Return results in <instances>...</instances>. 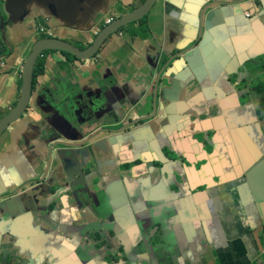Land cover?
Listing matches in <instances>:
<instances>
[{
  "label": "crops",
  "instance_id": "crops-1",
  "mask_svg": "<svg viewBox=\"0 0 264 264\" xmlns=\"http://www.w3.org/2000/svg\"><path fill=\"white\" fill-rule=\"evenodd\" d=\"M104 1L56 0V6L46 9L35 0L28 1L22 10H17L19 1L0 0V16L3 18V21L0 18V118L11 110L19 98L23 63L39 35L49 33L84 47L93 41L95 31L100 28L105 18L113 16V12L117 13L114 10H120L119 6L124 8L120 13H127L139 8L146 0H107L108 3ZM208 1L158 0L147 15V38L133 37L130 33L119 30L105 41L97 54L88 59L68 60L60 50L44 52L41 57L43 71L37 76V86L27 109L0 135V248L6 247L13 252L8 255L7 251H1L0 263L106 264L102 259L99 263L95 262L92 246L85 244L77 232L56 235L55 217L45 209L57 188L54 184L61 180L65 182L62 178V162L74 161L72 170L74 172L78 169L80 177L77 176L74 180L75 183L79 182L84 177L81 163L92 159L88 150L92 145L85 149L81 146L58 148L51 157L56 163H60L62 169L50 170V166L46 168L45 160L43 169L35 176V168H31L34 166L32 152H23L22 146L17 142L31 139L34 134L42 145L41 149L55 141L79 144L81 127L75 126L74 123L82 112L60 108V101L68 95L71 99L80 93L84 95L85 91H92V97L101 88L111 91L110 103L115 110H107L106 103L102 111L108 113L115 123L120 122L121 118H126L128 114L133 117L134 110L137 115L150 113L153 109L148 97L152 100V84L157 77L161 54L171 58L193 43L199 33L201 16ZM252 1L255 0L233 5L231 9H221V15H218V8L208 9L205 16L212 12V24L210 28L204 29L207 43L202 46L206 65L198 55L193 56L190 63L176 59L162 75L158 88L163 90V94L159 98L156 119H152L161 133L158 140L155 137L150 140L143 137L141 131L133 127L114 135L111 140L104 141L101 148L92 146L94 154L98 153L97 157L104 161L107 159L106 155L109 157L113 152L115 158L109 160H115L116 164L126 162V156L130 155L140 154L143 157L145 154H155L162 157L161 145L166 144V137L170 132L168 127L174 128L177 125L181 130H190L192 122L197 126L202 124L203 117L200 112H196H202V106H206L208 114L217 110L220 101H225L227 107V100L233 99L234 94L227 93L230 96L226 99L218 97L217 88L222 91L220 87L224 84L219 69L225 66L233 67V60L238 56V52L241 55L242 46L235 45L236 42L244 45L250 43V47L256 48L259 46V39L264 41V3L254 6ZM247 14L258 18L249 21ZM221 19L225 21L226 29L225 32L219 33ZM29 24L31 28L25 29ZM254 52L255 50L252 51ZM255 56L244 59L242 63L238 61L229 75H233L235 70L241 69ZM168 72L180 77L181 84L174 96L170 94L174 100L168 97L167 90L174 77ZM206 92L214 100L212 107L207 106ZM144 98L146 99L143 100ZM133 101L138 102L135 104ZM168 104L170 107L167 111ZM195 112L197 115L193 116ZM108 116L104 115L105 118ZM246 125L248 124L239 125L240 143L234 147V156L232 137L229 135L231 133L221 134V141L228 146L230 158L233 157L238 167L232 195L229 196L223 176V168L229 164L230 159L222 156L223 144H217L208 163L200 160L199 167L187 169L189 176L184 191L188 196L185 202L192 208L189 211L191 218L184 222L187 224V233L186 239L181 234L185 240L181 252L178 248L167 256L159 255L154 258L152 264H246V259L249 264H264L263 232L256 229L255 215V209L257 213H264V189L256 184L257 177L263 178L264 175L257 176L255 171L249 178L245 176V173L264 157V133L258 131L254 135ZM244 136L251 137L247 145ZM185 149H195V146L189 148L186 145ZM49 153L50 150L48 157ZM143 163L144 160L136 168H141ZM105 165L106 163H103V166ZM175 165L181 167L179 162ZM170 170L171 168L169 172ZM261 171L264 173V169ZM216 172H222L221 178L217 179L219 183L215 181V177H218ZM40 178H43V181H39ZM25 179L30 180L29 182L38 181L19 195L15 194L14 189ZM154 181L157 182V179ZM156 182L150 186L152 198H175L176 195L170 192L167 186L157 187ZM42 187L43 190H39ZM31 189L35 190L27 194ZM255 191L261 199L260 203L255 201ZM77 192L75 191V194ZM60 193L58 204L64 202L67 206L61 209V214L58 207L56 218L62 221L59 222L62 224L59 228L65 229L68 228L66 225L71 227L78 210L73 207L74 198L71 195L75 194H71L65 186L60 189ZM88 195L91 201L94 197L92 194ZM110 197L113 207L119 212L109 216V220L120 223L128 208L126 196L115 193ZM148 199H142L140 204L146 205ZM29 201H32V208ZM199 214L206 218L205 220L202 217L204 223H196ZM182 222L181 220L180 223ZM82 223L83 226H88L89 215L82 219ZM204 230L208 234L209 242L203 241L204 235L200 238L199 233L203 234ZM175 236L179 239L178 233ZM137 244H127L130 257L127 264H144L138 255L132 253Z\"/></svg>",
  "mask_w": 264,
  "mask_h": 264
},
{
  "label": "flooded vegetation",
  "instance_id": "flooded-vegetation-1",
  "mask_svg": "<svg viewBox=\"0 0 264 264\" xmlns=\"http://www.w3.org/2000/svg\"><path fill=\"white\" fill-rule=\"evenodd\" d=\"M263 1L255 0L252 4L258 6L259 3L263 4ZM247 17L250 18L252 15L247 14ZM4 41L7 43L6 38ZM166 62L160 65L161 76L173 63L165 67ZM229 80L236 94L233 95V99L227 100V107L225 101H220V105L217 104V110L208 114L206 106H202V112L200 111L203 117L202 124L197 126L192 122L190 130H181L177 125L174 128L168 127L170 132L166 137V144L161 145L162 157L155 154H145L143 157L140 154L130 155L126 156V162L116 164L115 160H109V158H115L112 152L109 157L106 155L107 159L103 161L97 157L98 153L94 154L92 146L101 148L103 140L124 133L125 130L123 131L122 127L97 129L95 122L92 121L81 127L80 142L83 143L81 147L85 149L92 145L88 148L92 159L81 163L84 175L81 182L84 186L81 184L77 194L71 195L74 198L75 206L73 207H77L78 210L75 212L71 228L75 234L78 233L85 244L92 246L96 263H99L101 259L106 264L129 263L127 244L131 243H138L132 253L138 255L144 264H152L155 257L167 256L171 251L178 249V246L181 247L178 249L181 252L185 241L183 238L187 233V224L184 222L190 217L189 211L192 208L185 202L188 196L184 191L185 182L188 183L189 176L187 169L199 167L200 160L208 163L217 144H223L222 156L227 160L230 159L229 164L223 168V176L229 196L232 195L238 167L233 157L230 158L228 146L221 141V134L231 133L229 135L232 137L231 147L234 156V147L240 143L239 125L248 124L247 129H250L254 135L259 130L264 131V55L255 56L245 66L230 75ZM229 96L223 94L222 99ZM137 102L133 101L135 104ZM208 105L212 107V104L208 103ZM157 111L158 107L150 113L137 115L134 110L133 115L131 114L133 119L125 123L130 124L134 120L132 126L140 130L143 137L149 140L155 137L158 140L161 133L153 121L156 117L153 114H158ZM195 114L197 115L196 112ZM151 115L153 120L149 119ZM250 141V136H244L245 145ZM186 145L189 148L195 146V149L186 150ZM143 160L142 167L136 168ZM177 162L181 164L180 168L175 165ZM103 163L106 165L103 166ZM253 168L254 165L250 171ZM216 175L218 177H215V181L218 182L217 179L221 178L222 172H216ZM154 179H157V182ZM153 182H156V186L160 188L167 186L170 192L176 195L175 198H152L150 186ZM187 189L190 188L187 187ZM115 193L121 196L124 194L128 202V208L124 206L126 215L120 223L109 220V216L119 212L111 202L110 195ZM88 194L94 197L91 201ZM147 198H149L147 204L141 205L140 201ZM88 215L89 224L85 227L82 225V219L87 218ZM202 217L199 214L197 224L204 223ZM181 220L182 223H180ZM176 233L179 239L175 236ZM199 235L200 238L204 235L203 241L209 242L205 230Z\"/></svg>",
  "mask_w": 264,
  "mask_h": 264
},
{
  "label": "water",
  "instance_id": "water-1",
  "mask_svg": "<svg viewBox=\"0 0 264 264\" xmlns=\"http://www.w3.org/2000/svg\"><path fill=\"white\" fill-rule=\"evenodd\" d=\"M6 1L8 2L9 0H6ZM17 1H19L17 3V5H19L17 7V10H22L23 6L28 1H35V0H17ZM157 1L158 0H146L139 8L135 9L134 11L131 10L127 13H119V15L116 16L112 20L111 23L104 25L98 31V33L95 35L91 43H89L83 48L77 46L71 41L60 38L58 36L47 35L44 37L37 38V40L33 43L31 47V51L29 52L28 56L26 57L23 63V67L21 71V87H20L19 98L16 104L11 108V110L6 115H4L2 118H0V135L9 127V125H11L13 122L18 120L21 117V115L24 113V111L27 109L29 102H30L31 95L34 93V89L32 88L34 67L38 60V56L42 51L62 50V51H66V52L73 54L78 59L91 58L95 54H97L98 50L102 47L105 41L113 33L118 32L123 26H126L128 24L130 25L135 22H139L145 17H147V15L152 10V8L157 3ZM248 1L249 0H209L207 2L205 6V11L202 13V16H201L199 33L196 39L193 41V43L188 45L186 49L179 51L176 55H174L171 58L170 57L167 58L166 55L161 54L160 61L157 66V72H156L157 77L153 80V84H152V87L154 89V92L152 94V100L150 97H148L150 102H152L150 105L152 109H156L159 106V98L163 94L162 93L163 90L160 88H157L158 83L160 84L162 80V76H161L162 71L159 70L161 64L167 61L165 65V67H167L169 64H171L176 59H179V61L183 59L185 62L190 63L192 60V57L195 55H198L201 59H203L204 65H206V60L204 58L206 57V55L203 53V50H202L203 44L207 43V41H205L204 29L210 28L212 24L211 23L212 12H209L205 16L206 11L208 9H211V7L218 8L217 10L220 11L218 15H221V12H222L221 9L222 10L231 9L233 5H237L240 3H246ZM38 3L43 4V6L46 9H51L52 6L57 5L56 0H49V1L48 0H38ZM104 3H108V1L105 0ZM15 12L17 11L15 10ZM214 17L216 18L217 15H214ZM0 18L3 21V18L1 16ZM257 18L258 16L251 17L249 18V21L253 19H257ZM17 20L18 19H15V21ZM220 21H221V26L219 28V33L225 32L224 30L226 29V23L222 19ZM247 23L248 25H250L249 22ZM255 35L258 37L257 32H255ZM235 45L242 46V50L240 52L241 55H239V52H238V56L236 57V59L233 60L234 61L233 67L225 66L219 69V73L222 74V79L224 80V84H222V86L220 87L222 88V91L221 89L219 91V88H217L218 97H222L223 94L226 95L227 93H229L230 95L236 94V91L233 85L229 81V76H230L229 74L231 73V69L236 66L238 61L242 63L244 59L252 58L255 55L257 56V55L264 54V41H260V39H259V44H258L259 46L256 48L250 47L251 45L250 43L248 44L249 46L244 45V44H238L237 42ZM253 50H255L254 53H252ZM223 58L224 57H222V59ZM234 72H237V70H235ZM168 73L174 76L172 81L170 82V88L167 90L169 94L168 97H170V94H173L174 96L175 94L174 92L177 90L181 82L179 80L180 77L178 74H174L171 72H168ZM225 87L227 89H225ZM110 93L111 91L109 89L103 90L101 88L99 89V92L94 97L91 96L92 91H85L84 95L80 93L76 95L75 97H73L72 99L70 98V95H68L64 97L63 99H61L60 108H69V110H72V111L74 110L75 112L76 111L82 112V115L80 114V116L76 117V121L74 123V125L78 127H83L85 123H91L92 121V122H95V127H97V129L102 128V127H122L123 131L131 130L133 128L132 124L134 120L130 124L125 123L126 121L132 120V117H130L129 114L126 118H121L120 122L115 123L113 122V118L111 116H108V113H106L105 111H102L106 103H107L106 105L107 110L111 112L115 110L114 106L110 103ZM206 94H207V102L209 104H213L214 100L212 99V97L207 92ZM146 98H144L143 100H145ZM170 98L174 100V97L173 98L170 97ZM146 104L148 103L146 102ZM169 107L170 105L168 104V106H166L167 111L169 110ZM196 112L198 113L200 111H196ZM105 114L108 116V118L104 117ZM153 115H157V114L154 113ZM195 115L196 114L194 113L193 116ZM152 117H153L152 115L149 116V119H152ZM111 139H113V137L107 138L103 140V142L107 140H111ZM43 140H44V136H43ZM83 142L87 143V141H83ZM17 143L18 145L22 146L23 152H27V151L32 152V159H33L34 166L32 165L31 168L32 169L33 167L35 168V176L38 174V172H40L43 169V164L45 160H46V168H49L50 166L49 168L50 170H56V168L62 169L60 166V163L59 162L56 163L54 158L51 157L52 153L55 155V152L58 150V148L61 149L63 147H80L83 144L82 142H79L78 144L77 142L66 143L64 141L62 142L55 141L53 143H50V146L48 144L49 147L46 146V147H43V149H41L42 145L41 143L38 142V140L36 139V135L34 134L31 135V139L21 140V141H18ZM46 150H47V153H45ZM49 150H50V153L48 157ZM73 162L74 161L72 160H68L67 162H62V166H63L62 170L64 172V176L62 178L65 180V182L61 180L60 182L54 184V186L56 185L57 188L56 190H54L53 194L51 195L52 199L49 200L50 201L49 205L47 206L46 204V208H45L46 211L50 212V214H52L55 217V222H56L55 234L56 235L75 234V232L72 230V228L69 225H66V227L68 228H65V229L59 228V227H62V224L59 223L61 219L56 218V216H58V211H57L58 207H59L60 214H61V209H65V206H67L65 205L64 202H62L61 204H58V202L60 201V199H58V196L61 194L60 189L63 186H65L71 194H75V191H78V188H80V185L81 184L83 185V183L81 182V179L79 182L75 183L76 181L74 180V178H76L77 176L79 177V175H78V169L74 170V172L72 170ZM263 164H264V161H263ZM261 169H264V166L256 165L254 166L253 170L247 171L245 173V176L249 178L250 175L254 173L255 171H256L257 176L261 174L264 175ZM29 181L30 180L25 179L21 184L17 185L19 187L17 189H14V191H16L15 194L19 195L22 191L28 189L32 183H36L38 180H35L33 182H29ZM39 181H43V178H40ZM256 184L264 189V177L263 178L257 177ZM33 190L35 189L29 190L27 194H31ZM39 190H43V187L40 188ZM38 194L39 193H35V195H38ZM254 195H255V201L257 203H260L261 199L256 194V191L254 192ZM21 198L22 196L19 197V200ZM29 206L32 208L33 206L32 201H29ZM255 215H256V221H257L256 229L262 230L263 232L262 238H263V243H264V213H261V212L257 213L255 209ZM178 247L179 249H181L180 246ZM1 251H7L8 255L13 254L12 250H9V248L2 247V246L0 248V252ZM244 251L246 253L245 249ZM18 256L20 257V251L18 252ZM245 262L246 264L250 263L248 259H246ZM0 264H6V263L3 261V263L1 262Z\"/></svg>",
  "mask_w": 264,
  "mask_h": 264
},
{
  "label": "trees",
  "instance_id": "trees-1",
  "mask_svg": "<svg viewBox=\"0 0 264 264\" xmlns=\"http://www.w3.org/2000/svg\"><path fill=\"white\" fill-rule=\"evenodd\" d=\"M119 9H121V7L119 6ZM146 19L147 17H145L144 19H142L139 22H135L132 24H128L126 26H123L120 30L121 31H125L127 33H130L133 37H141V38H147L148 36V27H147V23H146ZM47 36L46 34H41L39 35V37H44ZM81 48H83V46H79ZM85 47V46H84ZM47 50L42 51V53L44 54V52ZM63 53V55H65L67 57L68 60H72L74 58H76L73 54L66 52V51H61ZM43 71V61L41 56L38 57V60L35 64L34 67V73H33V79H32V88L35 90L36 86H37V76L39 73H41Z\"/></svg>",
  "mask_w": 264,
  "mask_h": 264
},
{
  "label": "rangeland",
  "instance_id": "rangeland-1",
  "mask_svg": "<svg viewBox=\"0 0 264 264\" xmlns=\"http://www.w3.org/2000/svg\"><path fill=\"white\" fill-rule=\"evenodd\" d=\"M124 10V8H122V9H120V10H114V11H116L117 13H114L113 12V14L115 15V16H118L119 15V13L120 12H122ZM26 28H31V24H29V25H26L25 26V29ZM6 31V29H4V32ZM167 57V56H166ZM168 58V57H167ZM230 81V80H229ZM259 132H263L264 133V131H260L259 130ZM208 152V151H207ZM213 153V152H212ZM263 161H264V157L261 159V160H259V162L256 164V165H261V166H264V164H263ZM171 165H173V163H171Z\"/></svg>",
  "mask_w": 264,
  "mask_h": 264
},
{
  "label": "clouds",
  "instance_id": "clouds-1",
  "mask_svg": "<svg viewBox=\"0 0 264 264\" xmlns=\"http://www.w3.org/2000/svg\"><path fill=\"white\" fill-rule=\"evenodd\" d=\"M109 17H113V19H114L116 16L113 15V16H109ZM109 17H106L105 20H104V22L101 23L100 28H99L98 30L95 31L94 36L98 33V31H99L104 25L108 24V23H106V19L109 18ZM113 19H112V20H113ZM112 20H111V22H112ZM111 22H109V23H111ZM44 34H46V33H44ZM46 35H50V34L48 33V34H46ZM60 51H62V50H60ZM42 54H43V53L41 52L40 55L43 56Z\"/></svg>",
  "mask_w": 264,
  "mask_h": 264
},
{
  "label": "built area",
  "instance_id": "built-area-1",
  "mask_svg": "<svg viewBox=\"0 0 264 264\" xmlns=\"http://www.w3.org/2000/svg\"><path fill=\"white\" fill-rule=\"evenodd\" d=\"M112 19H113V17H109V18H107V19H106V23L111 22Z\"/></svg>",
  "mask_w": 264,
  "mask_h": 264
},
{
  "label": "bare ground",
  "instance_id": "bare-ground-1",
  "mask_svg": "<svg viewBox=\"0 0 264 264\" xmlns=\"http://www.w3.org/2000/svg\"><path fill=\"white\" fill-rule=\"evenodd\" d=\"M225 95V94H224ZM227 95V94H226ZM223 97V96H222Z\"/></svg>",
  "mask_w": 264,
  "mask_h": 264
}]
</instances>
